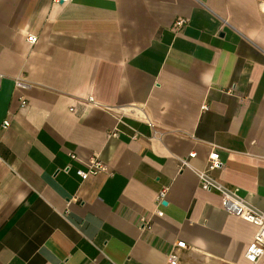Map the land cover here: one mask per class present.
I'll return each instance as SVG.
<instances>
[{
  "label": "crops",
  "instance_id": "1",
  "mask_svg": "<svg viewBox=\"0 0 264 264\" xmlns=\"http://www.w3.org/2000/svg\"><path fill=\"white\" fill-rule=\"evenodd\" d=\"M192 153L264 212V0H0V264H167L179 241L181 264H247L256 228Z\"/></svg>",
  "mask_w": 264,
  "mask_h": 264
},
{
  "label": "built area",
  "instance_id": "2",
  "mask_svg": "<svg viewBox=\"0 0 264 264\" xmlns=\"http://www.w3.org/2000/svg\"><path fill=\"white\" fill-rule=\"evenodd\" d=\"M69 1L70 0H54L56 4H65L68 3ZM186 25H188L187 19H179L175 23V28L180 30L183 29ZM37 41H38L37 37L30 36L28 38V42L32 45H35ZM15 87L21 90H28L30 89L31 86L25 78L20 77L15 80ZM27 104H28L27 100L25 98H22V104H21L22 108H25ZM79 105H81L84 108L86 107L100 108L110 115L116 114L114 108L101 105L93 98L80 100ZM206 109L207 106H204L203 110ZM71 111L76 112L78 110L76 107H73ZM116 118L118 121V127L114 132L109 134L108 138L109 139L118 138L121 132L120 127L126 126L133 131V135L131 136V139L133 141H137L141 134L132 127H130L125 122L123 117L116 116ZM148 125L153 133V137L156 138L158 135V130L156 129L155 124L148 122ZM9 127H10V122L5 121L3 128L7 129ZM72 158L76 159V156H72ZM195 158H196L195 153L190 154L189 157L187 158H178L180 171H184L185 169L193 170L198 177L200 187L203 191L216 192L220 195L222 201V207L226 213L234 217L240 218L245 222L250 223L256 228V234L254 236V240L247 248L245 254V260L247 264H264V212L257 209L256 207L251 205L245 198H243L239 194L238 189L229 187L228 185L224 184L219 179H216L214 176L211 175L210 171L222 169L224 166L222 161L218 159L217 155L212 154L209 159L210 171H200L193 169L191 160ZM106 171H107L106 165L101 161L100 157L96 155L90 159L85 169H80L77 171V175L82 179V181H86L90 176L97 175L99 173ZM168 194H169V189H162L158 193L156 198V204L158 208L156 211V215L163 216L162 208H164L165 204L167 203ZM140 223L144 230L149 231L152 229V224L149 219L143 217L140 219ZM186 249H188V245L185 242L179 241L175 243L171 247L168 253L167 264H181L179 252L181 250H186Z\"/></svg>",
  "mask_w": 264,
  "mask_h": 264
},
{
  "label": "water",
  "instance_id": "3",
  "mask_svg": "<svg viewBox=\"0 0 264 264\" xmlns=\"http://www.w3.org/2000/svg\"><path fill=\"white\" fill-rule=\"evenodd\" d=\"M165 205H167V203Z\"/></svg>",
  "mask_w": 264,
  "mask_h": 264
}]
</instances>
